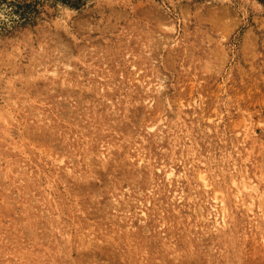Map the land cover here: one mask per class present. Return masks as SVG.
<instances>
[{
  "label": "rangeland",
  "instance_id": "374dc122",
  "mask_svg": "<svg viewBox=\"0 0 264 264\" xmlns=\"http://www.w3.org/2000/svg\"><path fill=\"white\" fill-rule=\"evenodd\" d=\"M80 3L0 9V264H264V0Z\"/></svg>",
  "mask_w": 264,
  "mask_h": 264
},
{
  "label": "trees",
  "instance_id": "16d2710c",
  "mask_svg": "<svg viewBox=\"0 0 264 264\" xmlns=\"http://www.w3.org/2000/svg\"><path fill=\"white\" fill-rule=\"evenodd\" d=\"M44 1L49 0H0V9H5L6 15L11 18V21H16L18 25L26 24L35 20L36 16L39 14V6ZM53 1L74 8H78L81 5V0ZM15 16H17V20H13Z\"/></svg>",
  "mask_w": 264,
  "mask_h": 264
},
{
  "label": "bare ground",
  "instance_id": "6f19581e",
  "mask_svg": "<svg viewBox=\"0 0 264 264\" xmlns=\"http://www.w3.org/2000/svg\"><path fill=\"white\" fill-rule=\"evenodd\" d=\"M173 171H174V170H173ZM172 173H173V172H172ZM172 173H169V174H170L169 176H171ZM172 175H173V174H172ZM181 175H182V174H181ZM245 186H246V185H245ZM248 189H249V188H248ZM205 203H206V202H205ZM211 203H212V202H211ZM212 204H213V203H212ZM212 204H211V205H212ZM206 206H207V205H206ZM212 207H213V206H212ZM215 207H217V206H215ZM203 209H204V208H203ZM213 209H214V208H213ZM216 209H217V208H216ZM204 210H205V209H204ZM213 211H214V210H213ZM216 211H217V210H216ZM216 211H215V212H216ZM220 212H221V211H220ZM225 212H226V211H225ZM211 214H212V213H211ZM218 214H219V213H218ZM223 214H224V212H223ZM207 215H208V214H207ZM210 216H211V215H210ZM217 216H218V215H217ZM217 216H216V217H217ZM216 217H214V218L216 219ZM223 217H224V215H223ZM223 217H222V218H223ZM223 219H224V218H223ZM223 219H222V220H223ZM208 220H209V219H208ZM217 220H218V219H217ZM224 220H225V219H224ZM219 221H220V220H219ZM219 223H220V222H219ZM222 223H223V221H222ZM218 225H219V224H218Z\"/></svg>",
  "mask_w": 264,
  "mask_h": 264
}]
</instances>
